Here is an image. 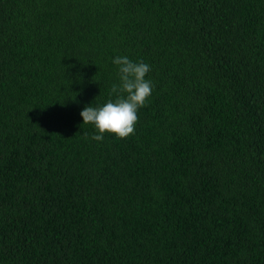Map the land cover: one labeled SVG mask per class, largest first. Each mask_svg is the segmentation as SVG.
Instances as JSON below:
<instances>
[{"label": "trees", "instance_id": "16d2710c", "mask_svg": "<svg viewBox=\"0 0 264 264\" xmlns=\"http://www.w3.org/2000/svg\"><path fill=\"white\" fill-rule=\"evenodd\" d=\"M0 264H264V0H0Z\"/></svg>", "mask_w": 264, "mask_h": 264}, {"label": "clouds", "instance_id": "9594fccd", "mask_svg": "<svg viewBox=\"0 0 264 264\" xmlns=\"http://www.w3.org/2000/svg\"><path fill=\"white\" fill-rule=\"evenodd\" d=\"M116 66L118 83L111 86V95L102 105L83 107L79 113L82 124L93 125L92 139L102 141L105 133L126 138L135 131L138 110L152 94V82L147 79L150 65L143 60H133L127 55H116L111 59Z\"/></svg>", "mask_w": 264, "mask_h": 264}]
</instances>
